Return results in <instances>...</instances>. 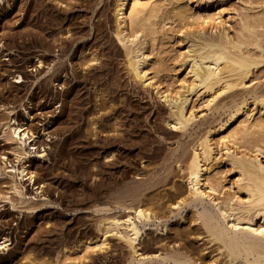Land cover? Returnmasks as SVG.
<instances>
[{
    "label": "rangeland",
    "instance_id": "1",
    "mask_svg": "<svg viewBox=\"0 0 264 264\" xmlns=\"http://www.w3.org/2000/svg\"><path fill=\"white\" fill-rule=\"evenodd\" d=\"M116 2L0 0V126L11 119L10 127L34 134L26 144L30 155L21 163L14 154L17 145L0 134V169L24 164L34 175L33 184L20 181L19 193L0 177V243L8 240L0 264H130L164 255L198 264H242L228 263L192 207L177 216L170 210L187 195L185 160L199 139L207 137L217 158L224 148L254 153L258 147L264 159V110L254 107L249 95L264 97V61L246 80L249 91L234 90L208 107L210 94L187 92L191 80L180 58L185 51L181 32L224 28L234 37L240 18L255 14L264 20V0H220L208 11L204 0H169L186 7L192 20H176L170 6L159 12L155 40L144 46L153 88L134 82L126 71L116 38ZM254 31L264 51V29ZM253 48L245 51L257 55ZM159 94L188 96L193 124L187 131L169 126ZM241 99L254 110L262 134L255 129L258 134L241 140L243 133L237 131L239 138L233 140L227 134L237 124L218 127L227 119L226 107ZM33 148L44 150V156ZM212 171L207 184L215 189L214 197L242 198L232 185L236 174L226 164L217 161ZM141 206L166 228L161 231L156 222L142 229L133 256L100 221L124 218L129 215L124 209Z\"/></svg>",
    "mask_w": 264,
    "mask_h": 264
},
{
    "label": "bare ground",
    "instance_id": "2",
    "mask_svg": "<svg viewBox=\"0 0 264 264\" xmlns=\"http://www.w3.org/2000/svg\"><path fill=\"white\" fill-rule=\"evenodd\" d=\"M163 1L165 5L161 6L150 4L148 0H117L116 2V38L118 45L124 50L126 71L134 82L146 88H153L154 84L147 75L146 65L149 56L144 53V46L148 40L153 41L156 37V19L159 12L164 11L162 7L166 9L170 6L169 14L176 20H192L183 5L175 6L176 4L169 0ZM204 1L205 10L208 11L216 7V2L220 0ZM254 16L239 17L240 30L234 37L224 28L210 32L203 28L181 32L185 51L180 54V58L191 80L187 92L190 94L199 90L210 94L208 107L214 106L219 98L234 90L249 91L246 80L252 70L264 61V51L260 48L259 40L254 37L255 29L260 27L264 29V20L261 22ZM126 26L129 27L130 32H126ZM134 26H137V29H133ZM249 45L254 46L259 53L257 55L247 53L245 49ZM20 81L21 78L17 76L15 82ZM249 95L252 105L264 110L263 95L255 93ZM159 97L168 108L169 126L172 129L187 131L193 124L192 114L187 111L188 96L159 94ZM247 105V99H241L238 102L233 101L226 107L227 119L218 127V131L237 124L238 128H235V131L227 132L229 138L235 137L233 140H236L237 131H240L241 135L243 133L242 137L237 136V139L241 140L244 136L261 133V127L254 122L255 112L248 111ZM7 114L10 115V112ZM11 122L9 119L5 125L0 126V134L7 142L17 145L14 154L17 162L21 163L30 155L26 152V144L34 141V134L25 132L18 126L10 127ZM12 124L14 125V122ZM255 148L254 153L239 151L237 148H224L220 158H217L207 137L199 139L198 144L185 160L184 182L188 188L187 195L179 196L171 205L170 213L173 216L179 215L185 207H192L195 210L197 220L200 221L207 235L225 251L229 259L228 263L240 260L242 264H264V159H261V150ZM33 149L38 157L44 156V150ZM217 161L226 164L236 174L232 185L236 193L242 196L241 199H219L213 196L215 189H212L207 182L209 174L213 172V164ZM23 165L18 166L19 168L10 167L7 171L6 168L0 169V177L9 179L13 190L18 193V190L22 189L20 181L24 179L32 184L34 182V175ZM37 190L39 193L42 192V186H38ZM124 210L129 215L124 218L108 216L100 223L106 234L124 243L134 256L137 253L136 245L142 237V229L156 222L162 225L161 231L166 227L163 226V222L155 218L156 216H152L145 208L142 209V206ZM7 243L8 240L4 238L0 243V250L6 249ZM179 257H171V255L140 257L136 261L132 259L133 262L130 264H198L192 259Z\"/></svg>",
    "mask_w": 264,
    "mask_h": 264
}]
</instances>
